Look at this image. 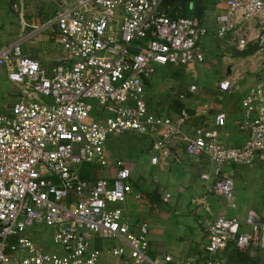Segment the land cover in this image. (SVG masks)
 Masks as SVG:
<instances>
[{"label": "built area", "instance_id": "1", "mask_svg": "<svg viewBox=\"0 0 264 264\" xmlns=\"http://www.w3.org/2000/svg\"><path fill=\"white\" fill-rule=\"evenodd\" d=\"M61 1V9L40 28L26 24L23 6L14 5L22 29L31 30L0 46V67L19 93L9 113L0 114V264H96L101 252L90 248V235L121 243L109 250L118 264H174L171 256L148 255L147 223L132 230L122 208L133 193L132 173L127 163L106 157L107 138L129 132L148 137L153 164L206 159L210 170L200 175L205 191L236 209L231 167L264 162V80L241 101L244 120L238 129L248 132L246 140L229 147L220 137L223 113L209 116L205 105L168 117L156 115L147 103L144 80L158 67L191 70L203 62L205 27L177 16L166 0ZM220 2L224 11L214 17L216 36H231L237 52L253 49L250 71L264 72V0ZM50 26L62 57L48 73L24 57L21 46ZM230 88L231 80L218 84L222 92ZM84 164L113 165L116 173L111 181L91 183L81 177ZM199 223L206 235L205 264H229L214 255L230 243L238 249L264 246V219L254 212L243 222L231 217ZM243 224L249 231L238 234ZM40 225L53 230L59 253L45 252L26 235Z\"/></svg>", "mask_w": 264, "mask_h": 264}, {"label": "crops", "instance_id": "2", "mask_svg": "<svg viewBox=\"0 0 264 264\" xmlns=\"http://www.w3.org/2000/svg\"><path fill=\"white\" fill-rule=\"evenodd\" d=\"M8 1L0 0V46L12 43L20 36L27 37L30 32L29 28L22 29L20 21L18 22L20 27L13 24V19L15 22L16 19L7 8ZM186 4L188 5V3ZM168 7L177 16L195 19L205 28L215 27L214 17L224 11V5L220 0L215 2L212 0H193L189 3V7L184 10V14L181 13L182 6L178 2L168 5ZM10 39L13 41L10 42ZM29 40L32 44L38 45L41 51L23 56L38 61L45 70L48 67H51L52 70L58 59L62 57V52L56 46L54 48L49 46L47 36H43L42 33ZM200 47L203 62H201L198 71H209L212 79L217 76V73H220L223 77L218 81L214 79V87H217L215 91L225 93L229 97L232 96L234 104H229V106L225 104L224 107L212 104L205 97L200 96L201 91L198 92L200 85L195 87V91H189L193 86L192 83L197 84V80H199L196 70L198 64H195L191 70L183 67H158L159 72L157 69L152 76L144 80L146 93L149 94L147 95V103L156 115L168 117L177 114L171 109V104L175 100H179L186 107L188 106L192 112L194 109L206 105L209 116L223 113L226 121L224 127L220 129L222 142L229 147H239L248 136L247 131L238 129L244 120L241 101L248 90L257 83V80L261 79L262 72L250 71L252 67L247 64V58L252 55L253 49L247 50L250 51L249 54L237 52L229 35L225 38H218L214 33L206 34L200 39ZM156 73L160 76H157L156 85L165 76L167 77L165 82L171 86H168L166 90L169 96H166L165 102H156L152 108L149 100L152 96L148 87L150 86V78ZM4 76L0 70V82ZM6 79L11 84V91L10 93L5 90L2 91L3 97L9 101L5 108L3 107L4 110L0 111L2 112L0 114H8L10 107L19 98L17 87L7 77ZM224 80H231L229 92L218 90V84ZM175 85L179 87L176 91H174ZM180 95L184 96L182 100L179 98ZM188 96L190 98L196 97L199 102L191 106L192 99ZM234 115L241 116V120H233ZM199 120H194L193 124L195 125ZM145 138L148 139H146L147 143H134L133 153L125 151V146L121 145L118 151L126 157L121 156L116 151L109 152L106 144L104 149L108 159L111 161L121 160L130 167L133 193L127 198L122 208L129 218L134 232H137L140 224L144 222L148 224V255L150 257L160 259L162 256L168 255L171 256L174 264H205L209 256L205 251L206 235L199 223L200 220L204 223H214L237 217L242 222L248 212H254L259 220L264 219V209L261 206L262 201H264V177L249 172L251 169L264 167V162H257L251 166L231 167L237 190L235 200L237 207L231 209L223 198L205 191V184L200 180V175L210 170V165L206 159L196 163L185 162L183 164H175L170 160H159L157 164H153L151 163V158L154 157L151 142L148 137ZM132 147L133 145L130 147V151ZM86 165H90V167L86 168ZM95 166L98 167L97 165L84 164L80 170L81 177L91 183L97 179L111 181L114 178L116 169L113 165L104 168L102 171H97ZM135 195H139V199L135 198ZM165 195H169L167 202L163 201ZM193 200H196L197 203H193ZM248 231L249 228L243 224L239 227L238 234ZM45 237L44 235L41 236L42 239ZM88 240L91 249L101 252V258L96 264L119 263L118 258L109 254V250L113 247L102 246V241L105 239L98 235H90ZM35 244L39 245L36 242ZM231 247L233 248L232 251L230 250ZM236 249L238 250L237 254ZM58 252L59 250L56 249L53 253ZM214 257L225 260L229 264H264V246L251 245L248 248L238 249L234 243H230L224 251L216 253Z\"/></svg>", "mask_w": 264, "mask_h": 264}, {"label": "rangeland", "instance_id": "3", "mask_svg": "<svg viewBox=\"0 0 264 264\" xmlns=\"http://www.w3.org/2000/svg\"><path fill=\"white\" fill-rule=\"evenodd\" d=\"M212 1H218V0H212ZM21 4L23 6V10H25L24 15H23V20L34 27H42V26H46L48 24V22L53 18L54 16V12L59 11L61 9L62 6V1L61 0H9L8 1V10L11 12V14L14 16V18L16 19V22L13 19V24H16L20 27L19 25V17H18V13L15 11V9H13L14 5ZM13 18V17H12ZM18 18V20H17ZM54 26H50V28L48 27L45 30H42L39 34L42 33L43 36H47L48 38V45L51 47H58V45H56L55 40L53 39V35L51 33V29H54ZM207 29V34H211L214 33L216 36V26H212L211 28H206ZM31 30V29H30ZM29 32V29L27 30ZM13 41L12 39H10V42ZM58 49L61 51V48L58 47ZM21 51H22V55H28V53H35L38 51H41V49L39 48L38 45L32 44L31 40H27L26 42H24L21 46ZM201 63H198V65L196 66V70L197 73L199 75V80H197V84L196 83H192L194 87H197L198 85H200L198 92L201 91L200 96L201 97H205V99H207V101L211 102L214 105H220L222 107H224L225 104H234L233 103V97L229 95H226L225 93H221V92H217L215 91V88H217L216 86L214 87V79L216 81H218L219 79H221L223 76L220 73H217V76H214V79H212L211 74H209V71H198L199 66ZM47 72L50 73L51 67L46 68ZM158 69V68H157ZM156 69V70H157ZM0 70L4 73V77L2 78V82H0V111H3V107L5 108V106L7 105L9 99L6 100V98L3 97L2 95V91L5 90L7 93H10V88H11V84L7 81L6 79V71L3 67H0ZM160 69L157 70V72H159ZM257 74V73H256ZM250 75V74H248ZM157 76H159L158 73H156L152 78H150V86L148 87V89L150 90V95L152 97H150V103L152 104V108H154V104L156 102L162 101L165 102L166 100V96H169L168 93L166 92L168 86H171V84H167L165 82V79L167 77L163 76L164 78H162V80L156 85V79ZM261 79L264 80V72H262L261 74ZM196 85V86H195ZM179 87H176L175 85V89L174 91H176ZM170 89V87H169ZM184 89V88H183ZM185 92V91H183ZM147 95L148 92H147ZM192 102H191V106L194 105V103H198L199 100L196 99V97L191 98ZM195 101V102H194ZM89 104L92 105V107L94 109H97L98 105L97 102L95 100H90L88 101ZM163 104V103H162ZM151 110V106L149 107ZM240 108V107H239ZM5 112V111H4ZM2 113V112H0ZM94 115V112H93ZM241 120V116H233V120ZM147 138H145L144 136H140L136 133L133 132H129V133H125L124 135H120L118 137H114V136H109L107 138L106 141V148L108 149L109 152H113L116 151L117 153H120V151H118L120 149V146L123 145L125 146V151H129L131 153L134 152V143H147L146 141ZM148 140V139H147ZM221 141L222 138H221ZM225 144V143H224ZM133 145L131 151H130V147ZM121 155V153H120ZM123 157H126V155H121ZM86 168H89L90 165H86ZM97 171L100 170H104V168L98 166V167H94ZM250 173L256 175L259 174L260 176L264 177V167H259L255 170L251 169L249 170ZM235 176H234V189H233V195H234V199L236 200V184H235ZM117 207H120L121 205H116ZM262 208L264 209V201H262ZM244 221V220H243ZM242 221V222H243ZM243 226V225H242ZM26 235L28 237H30L33 241H35L36 243H38L40 245V247L48 253H53L56 251V245L53 244L52 242V236H53V230L51 228L45 227L44 225H40L37 227H33V228H29L26 231ZM46 236L44 239L41 238V236ZM121 243L120 242H112V241H107L104 240L102 241V246L103 247H117L120 246ZM230 250L232 251L233 248L231 247ZM59 253V252H58ZM101 258V257H100ZM99 258V259H100ZM99 261V260H98Z\"/></svg>", "mask_w": 264, "mask_h": 264}, {"label": "trees", "instance_id": "4", "mask_svg": "<svg viewBox=\"0 0 264 264\" xmlns=\"http://www.w3.org/2000/svg\"><path fill=\"white\" fill-rule=\"evenodd\" d=\"M193 0H166L165 1V6L172 5L173 3L178 2L182 6V14H184V10L189 7V3ZM188 3V5L186 4ZM250 51L244 52V54H249ZM190 98V96H188ZM187 97V99H188ZM191 99V98H190ZM171 109L174 111V113H180L181 110L185 109L188 111L190 114H192V109H189V107L181 103L179 100H175L171 104ZM238 253V250L236 249V254Z\"/></svg>", "mask_w": 264, "mask_h": 264}]
</instances>
